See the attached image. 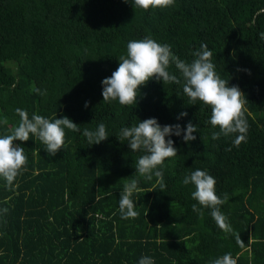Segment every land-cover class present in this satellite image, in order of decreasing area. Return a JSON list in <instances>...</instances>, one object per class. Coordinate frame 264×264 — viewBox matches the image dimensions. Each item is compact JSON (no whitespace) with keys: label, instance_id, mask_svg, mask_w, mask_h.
Segmentation results:
<instances>
[{"label":"trees","instance_id":"trees-1","mask_svg":"<svg viewBox=\"0 0 264 264\" xmlns=\"http://www.w3.org/2000/svg\"><path fill=\"white\" fill-rule=\"evenodd\" d=\"M261 33L264 0H174L148 9L133 0H0V136L18 126L17 108L29 118L68 117L80 128L65 129L55 156L31 134L15 142L27 163L11 185L0 178V264H138L145 256L154 264H213L227 253L237 264H264ZM146 36L186 62L207 45L217 74L248 101L246 142L234 146L235 134L213 140L219 128L209 123L210 108L190 104L182 84L152 78L136 103L103 101L102 81L118 68L127 44ZM168 70L179 77L174 65ZM150 118L162 127L184 129L189 121L197 127L187 143L183 132L166 137L177 156L158 166L163 189L155 176L149 181L136 172L144 153L120 139L122 128ZM100 123L108 138L90 145L82 133ZM197 169L215 178L220 198L227 194L220 210L243 245L192 199L194 186L182 181ZM132 179L138 216L122 219L120 194ZM98 190L106 193L99 199Z\"/></svg>","mask_w":264,"mask_h":264},{"label":"clouds","instance_id":"clouds-1","mask_svg":"<svg viewBox=\"0 0 264 264\" xmlns=\"http://www.w3.org/2000/svg\"><path fill=\"white\" fill-rule=\"evenodd\" d=\"M133 3L137 7L148 9L170 6L174 0H133ZM260 38L264 39V33L260 34ZM192 55L194 59L191 62L181 60L173 55L169 45L159 44L150 36L130 41L127 44L126 55H121L119 58L118 68L111 77L102 81L103 101L116 100L121 105L136 103L139 88L152 78L163 83L182 84L183 93L190 104L195 105L200 102L210 108L209 123L219 128L218 132L212 134V139H219L221 135L228 137L235 134L233 145L238 147L247 140L248 122L245 105L248 101L245 94L238 86H229L228 80L222 79L217 74L216 66L212 62L213 53L208 50L205 43H201L199 50L194 51ZM172 65L179 72V77L168 70ZM33 90L40 93L39 89ZM15 111L20 118L18 126L13 127L10 134L0 136V178H3L8 185L13 183L27 163L24 148L15 142H26L31 134L45 145L47 154L55 156L64 144L65 129L72 132L80 131L79 126L68 117L51 121L38 114H33L29 118L27 111L21 108ZM184 116H187L186 112L180 113V117ZM182 132L183 141L187 143L196 139L193 133L197 132V127L191 121L184 129H181L179 124L162 127L156 119L150 118L142 122L138 121L134 126L122 128L120 139L128 141L127 145L131 151L144 153L136 163V172L149 181L155 176L156 183L163 189L166 187L163 170L162 168L157 170L158 166H162L166 158L177 156L174 142L171 139L166 140V137L172 135L179 137ZM82 134L90 145L99 144L108 138L103 123H100L95 131L85 128ZM182 182L184 185L194 186L192 199L202 208L210 209V215L217 226L225 233H233L227 217L220 210V206L226 203L228 196L224 194V197L220 198L216 194L215 178L207 171L197 169L186 174ZM137 191L139 189L136 179L125 183L119 199L122 219L138 216L131 199L133 193ZM101 193L105 192L97 191L98 199ZM192 210L203 215L196 204L192 205ZM4 211L6 212L7 209ZM233 235L237 242L243 245L240 236L236 233ZM138 264H154V261L145 256L140 258ZM213 264H237V259H234L231 253H227L216 258Z\"/></svg>","mask_w":264,"mask_h":264}]
</instances>
